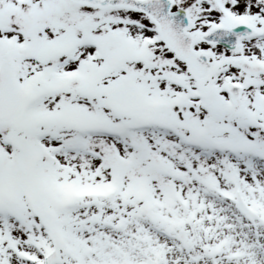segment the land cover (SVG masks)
<instances>
[{
  "label": "snow or ice",
  "instance_id": "6c2138e0",
  "mask_svg": "<svg viewBox=\"0 0 264 264\" xmlns=\"http://www.w3.org/2000/svg\"><path fill=\"white\" fill-rule=\"evenodd\" d=\"M0 264H264V0H0Z\"/></svg>",
  "mask_w": 264,
  "mask_h": 264
}]
</instances>
